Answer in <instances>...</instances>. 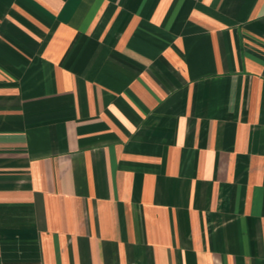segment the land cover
I'll use <instances>...</instances> for the list:
<instances>
[{"label": "crops", "instance_id": "0c3cea01", "mask_svg": "<svg viewBox=\"0 0 264 264\" xmlns=\"http://www.w3.org/2000/svg\"><path fill=\"white\" fill-rule=\"evenodd\" d=\"M0 264H264V0H0Z\"/></svg>", "mask_w": 264, "mask_h": 264}]
</instances>
